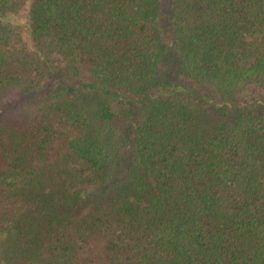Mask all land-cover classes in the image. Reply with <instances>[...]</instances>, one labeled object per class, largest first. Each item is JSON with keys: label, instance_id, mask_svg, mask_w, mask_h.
I'll list each match as a JSON object with an SVG mask.
<instances>
[{"label": "trees", "instance_id": "trees-1", "mask_svg": "<svg viewBox=\"0 0 264 264\" xmlns=\"http://www.w3.org/2000/svg\"><path fill=\"white\" fill-rule=\"evenodd\" d=\"M0 264H264V0H0Z\"/></svg>", "mask_w": 264, "mask_h": 264}, {"label": "rangeland", "instance_id": "rangeland-1", "mask_svg": "<svg viewBox=\"0 0 264 264\" xmlns=\"http://www.w3.org/2000/svg\"><path fill=\"white\" fill-rule=\"evenodd\" d=\"M8 108V100H6L5 98H2L0 100V114H9L7 113V109Z\"/></svg>", "mask_w": 264, "mask_h": 264}]
</instances>
